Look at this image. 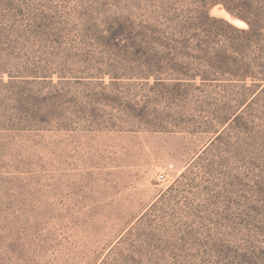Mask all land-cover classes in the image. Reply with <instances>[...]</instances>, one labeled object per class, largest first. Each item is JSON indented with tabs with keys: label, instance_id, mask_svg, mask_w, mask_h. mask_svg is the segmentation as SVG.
Masks as SVG:
<instances>
[{
	"label": "rangeland",
	"instance_id": "rangeland-1",
	"mask_svg": "<svg viewBox=\"0 0 264 264\" xmlns=\"http://www.w3.org/2000/svg\"><path fill=\"white\" fill-rule=\"evenodd\" d=\"M241 8L0 0V264H264V58L165 59Z\"/></svg>",
	"mask_w": 264,
	"mask_h": 264
},
{
	"label": "trees",
	"instance_id": "trees-1",
	"mask_svg": "<svg viewBox=\"0 0 264 264\" xmlns=\"http://www.w3.org/2000/svg\"><path fill=\"white\" fill-rule=\"evenodd\" d=\"M241 4L242 12L235 17L244 22L246 28H236L223 22L227 31L221 30L212 34L211 29L200 23L204 28L199 30L200 27L197 25L199 31L193 30L187 39L180 38L177 45L171 49L173 54H167L165 59L169 69L179 74L184 72L191 79L199 77L202 82L208 81L209 77L215 74L243 78L249 70V66L241 61L248 44H255L258 47L257 60L264 58V0H241ZM219 42L223 43L215 47ZM232 54H235L234 58ZM182 58H186L187 61L180 62ZM179 62L184 63V66ZM262 76L264 80V75Z\"/></svg>",
	"mask_w": 264,
	"mask_h": 264
},
{
	"label": "built area",
	"instance_id": "built-area-1",
	"mask_svg": "<svg viewBox=\"0 0 264 264\" xmlns=\"http://www.w3.org/2000/svg\"><path fill=\"white\" fill-rule=\"evenodd\" d=\"M163 177H164L163 175H160V176H159L160 179H163Z\"/></svg>",
	"mask_w": 264,
	"mask_h": 264
},
{
	"label": "bare ground",
	"instance_id": "bare-ground-1",
	"mask_svg": "<svg viewBox=\"0 0 264 264\" xmlns=\"http://www.w3.org/2000/svg\"><path fill=\"white\" fill-rule=\"evenodd\" d=\"M231 20V19H230ZM236 22H238V21H236ZM238 24V23H237Z\"/></svg>",
	"mask_w": 264,
	"mask_h": 264
}]
</instances>
